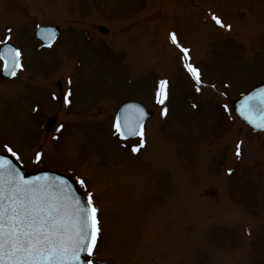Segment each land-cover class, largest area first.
<instances>
[{
  "label": "rangeland",
  "instance_id": "1",
  "mask_svg": "<svg viewBox=\"0 0 264 264\" xmlns=\"http://www.w3.org/2000/svg\"><path fill=\"white\" fill-rule=\"evenodd\" d=\"M197 1L231 28L187 0H0V45L22 53L0 80V151L85 181L102 227L93 264H264V135L242 133L232 110L264 80V0ZM40 23L63 29L48 48ZM130 98L155 110L137 152L142 137L114 126Z\"/></svg>",
  "mask_w": 264,
  "mask_h": 264
},
{
  "label": "snow or ice",
  "instance_id": "2",
  "mask_svg": "<svg viewBox=\"0 0 264 264\" xmlns=\"http://www.w3.org/2000/svg\"><path fill=\"white\" fill-rule=\"evenodd\" d=\"M212 19L221 27L231 28L215 15ZM170 36L172 42L180 47L182 59L189 60V49L179 44L176 33ZM11 53L15 69L20 66L21 53L19 49H11ZM184 67L192 75L199 91L202 86L199 68L191 63H185ZM11 74L15 75V71ZM167 83L160 82L162 88ZM157 95L158 102L162 104L160 93ZM257 99L261 111L259 122L252 121L250 117L249 120L256 127L264 128V90L258 97H247L245 103L251 110ZM136 111L138 115L134 120L130 121L126 113L122 122L117 118L114 126L121 135H124V129L129 134L138 132L142 137L139 147H142L143 112L140 109ZM163 111L166 113L167 109ZM139 147L132 151H139ZM2 150L19 159L17 152L8 144H4ZM42 155L37 152L35 158L39 161ZM236 155H241L239 144ZM78 182L81 186L85 184L83 179ZM99 212L93 193H86V202L82 203L63 178L55 181L48 176L25 178L12 160L0 155V264H93L91 257L102 234Z\"/></svg>",
  "mask_w": 264,
  "mask_h": 264
},
{
  "label": "water",
  "instance_id": "3",
  "mask_svg": "<svg viewBox=\"0 0 264 264\" xmlns=\"http://www.w3.org/2000/svg\"><path fill=\"white\" fill-rule=\"evenodd\" d=\"M36 34L44 42L49 43L55 38V36L57 34V27H55V26L39 27L37 29ZM11 49H15L13 47V45L5 44L2 46V48L0 50L2 57L6 61V65L0 74L1 77H10V76H12L11 73L13 71L16 72V70H17V67L15 69H13V63H12V59H11V56H12ZM262 90H264V83L255 87L249 93L245 94L243 97H241L240 99H238L234 103V106L236 108L238 115L242 119H244L246 122H248L251 126H253L256 129H260V130H264V128L256 127L255 124L251 123L249 120V117H250L252 121H256L257 123L259 122L261 111H260L258 99L254 102V107L251 110L248 108L245 101H246L247 97H258ZM137 109H140L143 112V120H142V124H143L144 121L151 115V112H148L147 109L143 105L136 103V102L135 103H126L120 107V109L118 110V115L120 116L121 122L123 120V116L126 113L129 115L130 121L134 120L135 117L138 115V113L136 111ZM53 123H54V119L52 118L49 120V126H51ZM125 133L128 136L133 135V134H129L127 129H124V134ZM0 155L6 156L8 159L12 160L13 164L25 176V178H35V177H40V176H48L53 181H55L57 178H63L64 180H66L68 182V185L73 190L74 195L77 196L78 198H80L82 203L86 202V200L83 196V193L81 192L80 188L78 187V185L75 183V181L72 178L67 177L65 175H62V174H59V173L51 172V171H28V170H25L19 164V162L15 158H13L12 156L5 155V154H0Z\"/></svg>",
  "mask_w": 264,
  "mask_h": 264
}]
</instances>
